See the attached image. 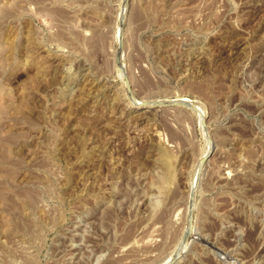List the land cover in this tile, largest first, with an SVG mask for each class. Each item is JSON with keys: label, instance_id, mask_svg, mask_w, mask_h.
Returning <instances> with one entry per match:
<instances>
[{"label": "rangeland", "instance_id": "374dc122", "mask_svg": "<svg viewBox=\"0 0 264 264\" xmlns=\"http://www.w3.org/2000/svg\"><path fill=\"white\" fill-rule=\"evenodd\" d=\"M0 264H264V0H0Z\"/></svg>", "mask_w": 264, "mask_h": 264}, {"label": "water", "instance_id": "95a60500", "mask_svg": "<svg viewBox=\"0 0 264 264\" xmlns=\"http://www.w3.org/2000/svg\"><path fill=\"white\" fill-rule=\"evenodd\" d=\"M162 106H176L175 102H171V103H162ZM205 158V157H204ZM204 158L202 160H204ZM190 225V207L188 206V219H187V223H186V229L189 227ZM185 229V230H186ZM180 254H178L179 256Z\"/></svg>", "mask_w": 264, "mask_h": 264}, {"label": "bare ground", "instance_id": "6f19581e", "mask_svg": "<svg viewBox=\"0 0 264 264\" xmlns=\"http://www.w3.org/2000/svg\"><path fill=\"white\" fill-rule=\"evenodd\" d=\"M121 35L119 34V37H118V40H119V42H120V40H121V37H120ZM146 104V103H145ZM183 104V103H182ZM147 107H150V105L148 104L147 105ZM166 152V151H165ZM169 262V261H168Z\"/></svg>", "mask_w": 264, "mask_h": 264}]
</instances>
